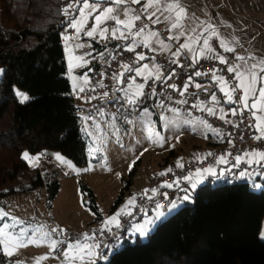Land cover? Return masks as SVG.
Masks as SVG:
<instances>
[{
  "label": "trees",
  "instance_id": "obj_1",
  "mask_svg": "<svg viewBox=\"0 0 264 264\" xmlns=\"http://www.w3.org/2000/svg\"><path fill=\"white\" fill-rule=\"evenodd\" d=\"M68 3L0 0V199L6 185L29 172L22 158L25 151L58 152L78 167L87 164L61 36L72 18L64 14ZM17 92L28 99L21 103ZM31 183L33 189L43 180L37 174ZM57 191V182L49 183V201ZM88 194L96 212L93 193ZM122 201L123 193L111 211ZM263 217L264 190L256 192L246 182L206 183L147 241L128 237L129 231L122 249H114L107 262L102 258L99 264H264L259 237ZM0 264H10L1 251Z\"/></svg>",
  "mask_w": 264,
  "mask_h": 264
},
{
  "label": "snow or ice",
  "instance_id": "obj_2",
  "mask_svg": "<svg viewBox=\"0 0 264 264\" xmlns=\"http://www.w3.org/2000/svg\"><path fill=\"white\" fill-rule=\"evenodd\" d=\"M104 0H69V3L64 8V14H72V18L68 21V27L75 30L76 39L79 40L81 33L84 36L93 40L106 41L108 39H114L124 42L123 51L135 53L132 63H122L120 65L122 71H118L112 74V80L117 85H123L125 83L124 76L126 73H133L134 75L128 76L127 87H116L115 93L122 92L123 98L130 107L137 106L141 100L147 95L144 91L145 88H150L151 97H157L158 93L155 87H151L148 84L149 80L153 83L159 82L166 84L168 80L172 79L176 75V68H173L167 76L164 75L163 65L156 62V56L148 57L144 52H137V48H145L156 54L170 53L171 58L169 63L176 65V67H183L180 63V58L186 56L191 61V66L195 67L201 59H210L217 61L220 65H226V72L231 74V79L235 81L234 85L229 84L228 78L224 75H218V70L213 68L211 73V79L215 85H218L219 91L223 93L224 103L239 105V107H233L228 110L218 108L221 100L213 92L207 101L200 100L197 97V101L191 105L192 108L197 109L201 112L222 120L224 123L231 124L232 121L228 119V116H240L250 120L248 127L253 130L251 139L258 143L264 141V57H257L254 54L240 55L237 54L234 58L229 61L226 56L221 55L217 51L213 41L218 43L219 48L224 52H235L233 46L238 41H230L225 38H221L220 33L216 30V27L206 21L199 23L186 25L184 21L189 19L187 10L183 6V0H144L141 4V0H108V7L103 8L101 5ZM73 3L76 4V8H73ZM141 4L139 9L131 7V5ZM123 5V18L119 15L120 6ZM99 11V14H96ZM116 11L117 14H113ZM91 18L93 25L91 28H87L85 20ZM113 21L111 26L107 25V21ZM146 21L143 26H138L136 22ZM157 24H164L165 31L168 33L167 36H162L161 33L155 30L152 26ZM87 28V30H85ZM68 39V37H64ZM183 40V43L181 41ZM174 41L178 47L175 51L172 50V43ZM86 46L85 43L74 44V49L79 50ZM90 47V46H88ZM89 53L88 55H90ZM75 60L81 61L79 65L81 67H87L88 61L82 55L74 57ZM150 60L151 63H141L142 61ZM134 65H138L135 67ZM73 68L69 65V72L71 73ZM0 75H3V69H0ZM209 75L201 71H195L192 76H189L187 81L182 87L176 84H167L168 88L173 91H179V95L183 97L188 92L189 87L195 89L204 88L207 92V88L200 83H196L193 77H201ZM141 78L142 83H137V78ZM99 83L100 88H104L103 83ZM91 84V78L88 75L81 77H75L73 82V94L80 98V93H87L88 91H95V86L87 87ZM15 91V86H14ZM240 93L237 97L236 93ZM20 102L24 103L28 96L16 93ZM104 97H108L109 93L104 92ZM196 95V93H193ZM94 97L85 96L86 101L90 102ZM171 99V97H169ZM178 105L188 104V100L179 99L175 101ZM164 107L163 103L160 105ZM172 112H178V109H170ZM145 116L148 115L145 110ZM100 115H105L100 113ZM85 123L84 128L81 129L84 135L91 138L93 133L88 129L94 127L97 132L100 131L101 125L96 121L94 115H86L82 117ZM113 121L112 127L115 129L116 117H111ZM91 121V124H89ZM132 123V121H128ZM206 130H210L211 134L217 137L223 138L221 133L208 124L206 121L201 120L199 122ZM234 127L236 125H233ZM118 131V129H117ZM148 139L158 147H163L165 140L158 132L155 134L156 138L153 139L151 128L147 129ZM207 138V133H206ZM123 144L121 141H117ZM230 144L232 141H228ZM147 151V148L144 149ZM97 153L93 155L92 153ZM143 153H141L142 155ZM211 155V154H208ZM231 155V153H228ZM22 158L28 161L39 160L40 156L30 157L28 152L22 154ZM139 157H137L138 159ZM57 161H60L63 165H66L68 169L74 172L91 171L93 165L92 160H103V157L99 155V149L96 148V141L93 140L90 146L89 153V166L84 169H77L74 165L63 158L59 154L55 156ZM236 163L233 165L234 168H238L240 164L246 163L249 167L256 165L257 167L264 166V150L255 149L251 152H245L243 155H237L235 157ZM203 162L202 160L200 161ZM225 157L221 156L218 163H225ZM133 164L135 161L132 162ZM105 170L110 171V167L105 162L102 165ZM183 163L178 161L176 167L183 168ZM131 171V165L129 166ZM172 169H168L166 172L160 173V175H167ZM230 171V170H228ZM67 175V172H65ZM212 175L219 179L224 175V171H221L217 176L214 169H196L194 173H190L182 178H177L171 184H164L162 187L173 188L180 187L181 180L188 184L187 188H182L181 191L185 192L183 197H179L177 200L169 201V208L165 211L161 210L159 203L156 204V210L152 216L149 217L146 211L143 212L145 220L141 225H134L130 235L140 237H147L148 234L156 228L164 220L168 219L170 215L175 214L174 210H179L180 205L183 201H191L193 191L198 187L199 184L208 176ZM241 178H250L251 174L241 171L239 173ZM255 187H259L255 185ZM149 190H145L144 196L148 199L157 195L155 189L151 190V196L148 195ZM136 197H131L126 204L110 216L103 222V226L99 230V233L93 232L91 234L84 233L81 238L73 241L71 239H61L64 236L65 230L63 228H52L50 232H45L43 226L38 228L31 227L27 222L20 220L16 217H11L6 211L0 208V251L7 256H11L13 253L9 251V248H20L28 245H42L47 244L51 251L55 252L57 257L62 256V264H96L98 259L104 258L105 253L101 252V245L96 243L97 237L103 236L105 233L112 235L114 244L110 247L109 244H104V248H108L110 252L114 249L119 248L122 241L117 236V233L113 229L120 230V217L131 216L132 210L137 207ZM165 199H168L165 194ZM87 201L83 200L82 194V206L87 207ZM91 211V209H88ZM95 215V213H92ZM37 233L41 235L37 236ZM55 234V238L54 235ZM65 247L61 248L60 246ZM71 253V255H70ZM79 253V255H77ZM37 264L39 261L47 259L46 256L36 258Z\"/></svg>",
  "mask_w": 264,
  "mask_h": 264
},
{
  "label": "rangeland",
  "instance_id": "obj_3",
  "mask_svg": "<svg viewBox=\"0 0 264 264\" xmlns=\"http://www.w3.org/2000/svg\"><path fill=\"white\" fill-rule=\"evenodd\" d=\"M141 2L144 3V0ZM108 6V0H104L100 11ZM183 6L189 17L184 21L186 25L201 21L210 22L216 27L221 38L239 42L233 44L235 52L229 53L221 50L218 43L213 41L221 55L230 59L237 54L246 53L264 57V0H183ZM123 7L121 5L118 10L121 18H123ZM131 7L133 6L131 5ZM96 14H99V11ZM113 14H117L116 11ZM113 23L111 20L107 21L108 26ZM85 24L87 28H91L93 20L88 18V22ZM83 36L81 33L79 40L76 37L63 38L66 76L72 89L74 78L85 75L91 60L98 55L101 57L100 54L102 53L99 47L91 41V38L86 36L83 38ZM115 41L124 45L122 41ZM76 43H85L86 46L75 50L73 46ZM177 47L176 43L173 44L172 50L175 51ZM89 53L91 54L88 55ZM77 55L85 57L88 61L87 67L79 66L82 62L74 59ZM163 55L171 56L170 53H163ZM70 64L73 68L71 73L69 72ZM145 110L148 112L147 116L144 114ZM145 110L140 121L129 123L116 118L115 129L112 127L111 117L103 118L98 122L101 125L99 132L95 128L88 129L93 133L91 138L81 131L86 141L87 164L78 167L67 160L77 169L88 167L90 146L95 140L96 148L99 149V155L103 157V160H92L93 168L91 171L77 173L68 169L66 165L55 159L57 154L62 156L58 152L41 154L28 152L30 157L40 156V159L38 161L24 159L29 166V172L19 176L14 183L3 188L6 195L0 199V208L6 211L9 216L19 218L33 228L43 226L45 232H50L55 227L80 233L83 229H89L96 222L103 223L107 220L134 196L139 187L158 176L163 170L177 164L180 160L195 159L208 147L202 136L204 127L199 123L200 121L186 119L180 114L172 112L160 113L155 116L148 109ZM80 126L81 129L84 128L83 124ZM149 127L153 139L156 138L157 132L164 137L163 147L156 146L148 139L147 129ZM118 140L122 142L123 147H121V143L117 142ZM145 148L147 151H144ZM141 153L143 154L141 155ZM47 154L51 161L44 159ZM92 154L96 155L97 153L93 152ZM137 157L139 158L137 159ZM133 161H135L134 164ZM105 162L110 167V171L105 170L102 166ZM130 165L131 171L129 170ZM37 174L42 178L43 185L30 189L31 179ZM52 181L57 182L58 191L54 200L49 201L48 185ZM85 188L86 190H84ZM88 190L93 193V205L96 207L97 213L90 206L92 203ZM255 191L260 192L261 189L256 188ZM122 193V203L111 211ZM82 194L83 200L88 202L87 207L82 206ZM185 202L191 203L192 199L191 201H183V203ZM168 208L169 206L165 210ZM176 211L174 210V212ZM148 216L151 217L152 214ZM144 220L145 217L140 224L136 225L143 224ZM154 229L147 237L137 236L145 242ZM39 235L41 233H37V236ZM53 235L55 238V234ZM259 237L264 241V217L261 222ZM124 245L125 243L121 244L117 249H122ZM8 250L13 253L11 256L5 255L3 251L1 254L10 264H37L36 258L41 256H46L47 259L39 261V264H56L59 259L47 244L39 246L33 244L18 249L9 248ZM112 252L109 251L105 255L104 262H107Z\"/></svg>",
  "mask_w": 264,
  "mask_h": 264
},
{
  "label": "built area",
  "instance_id": "obj_4",
  "mask_svg": "<svg viewBox=\"0 0 264 264\" xmlns=\"http://www.w3.org/2000/svg\"><path fill=\"white\" fill-rule=\"evenodd\" d=\"M141 4L143 3L141 2ZM141 4L132 6L133 8L139 9ZM145 22L146 21L142 20L136 23L138 26H143ZM152 27L159 31L162 36L168 35V33L165 31L164 24H157ZM61 36L62 38L66 36L68 38H74L76 37V33L74 30L66 28L61 31ZM91 41L97 47H99L100 51H102L100 54L101 57H98V55L91 60L89 71L86 73V75L90 76L91 78V84L87 87L95 86V91H88L86 94L80 93V98H77V96L73 94V89L70 92V96L72 97L76 107V114L80 118L83 126H85V123L82 120V117L86 115H94L97 122L101 121L103 118H109L113 116L124 121H140L145 109L151 111V113L155 116L160 113L172 112L170 109H178L179 111L175 113L180 114L182 117L190 120H204L208 124H211L213 128L217 129L223 137L221 139L220 137L211 134L210 130L203 128L202 136L204 142H206L209 148L202 157L180 160V162H182L184 165L182 169L176 167L177 164H175L168 168L172 169V171L168 172L167 175L162 176L159 174L136 190L134 196L137 198V207L132 210L133 214L131 216H121L120 230L113 229L121 241L123 236L133 229L134 224L145 217L143 215L144 211H146L148 215L153 214V212L156 210L157 203H159L161 209L166 208L169 206V201L177 200L179 197H183L185 192L181 191V189L188 187V184L183 180H181L180 187L167 188L162 187V185L166 183L171 184L177 178H182L189 175L190 173H194L196 169L203 170L206 168H213L218 164V160L221 156L225 157L227 165L223 169L224 175L222 176L223 181L227 183H232L241 171L251 174L250 178H247L250 183H254V181L264 176V166L257 167L256 165H253L252 167H249L246 163L242 162L238 168L233 167V165L236 163L235 157L237 155H242L245 152H251L255 149L264 150V141L258 143L257 141L251 139L253 130L248 127L250 120L247 118V114L245 117L235 116L236 121L229 124L224 123L222 120H219L218 118L213 117L206 112H201L191 107V105L197 101V97H199L200 100L207 101L208 97L213 92H215L217 97L221 100L220 105L217 106L218 108L228 110L233 107H239V105L224 103L223 93L219 91L218 85H215L211 79L212 70L215 68L218 70V75L226 76L228 78L229 84L234 85L235 81L230 78L231 74L226 72V65H220L215 60L201 59L195 67H192L191 61L186 56H182L180 58V63L183 65V67H176V65L169 63L171 58L169 56L156 54L148 51L145 48H137V52L142 51L148 57L155 55L156 62L163 65V72L165 76H167L173 68H176V75L173 76L172 79L168 80L166 84H161L159 82L153 83L152 80H149L148 84L151 87H155L157 90V97H151L150 88H145L144 91L147 95L137 106L130 107L123 98L122 92L115 93V95H113V93L115 88L118 86L126 88L128 76L134 74L126 73L124 76L125 83L123 85H117L116 82L112 80V74L122 71L120 67L122 63L131 64L135 53L123 51L124 45L113 39H108L106 41L91 39ZM171 42L173 43L174 41ZM227 59L231 61V59ZM141 63H151V61L145 60ZM134 66L138 67V65ZM195 71H201L209 74L201 77H193V80L196 83H200L207 88V92L204 91V88L195 89L194 87H189L188 92L185 93L183 97H181L179 95V91H173L171 88L167 87V84H176L182 87L187 81L188 77L192 76ZM98 82L103 83L105 87L100 88ZM142 82L143 81L141 78L138 77L137 83ZM104 92L109 93L108 97H104ZM193 93H196V95H193ZM86 95L94 98L88 102L85 99ZM236 95L238 97L240 93L238 92ZM169 97H171V99H169ZM179 99L188 100V104H176L175 101ZM161 103H163L164 107L160 106ZM101 112L105 115H100ZM89 124H91V121H89ZM233 125L236 126L234 127ZM93 128L94 127H89V129ZM229 140L232 141L231 144L228 142ZM228 153H231V155H228ZM44 159L48 161L50 160V156L46 155L44 156ZM201 160L203 161L202 163L200 162ZM168 169H165L162 172H166ZM250 187L254 189L252 185ZM152 189L157 191V195L152 197V199L146 198L144 196L145 190H149L148 195L151 196ZM165 194L167 195L168 199H165ZM102 226L103 225L93 224L89 229H83L80 233H73L72 231L64 229L65 234L60 238L71 239L75 241L78 238H81L84 233H99V230ZM96 243L101 245L100 251L106 253V251L109 249L104 248L103 245L109 244L111 247L115 242L112 235L105 233L103 236L98 235ZM60 247L63 248L65 246L61 245ZM101 259H98L96 264H99Z\"/></svg>",
  "mask_w": 264,
  "mask_h": 264
},
{
  "label": "crops",
  "instance_id": "obj_5",
  "mask_svg": "<svg viewBox=\"0 0 264 264\" xmlns=\"http://www.w3.org/2000/svg\"><path fill=\"white\" fill-rule=\"evenodd\" d=\"M87 22H88V19L85 20V23H87ZM68 28H69V27H68ZM82 34H83V33H82ZM83 38H85V37L83 36ZM62 39H63V38H62ZM170 43H172V42H170ZM173 44H175V42H173L172 45H173ZM227 55H228V54H227ZM243 55H250V53H246V54H243ZM169 57H171V56H169ZM233 58H234V57H233ZM233 58H231V60H232ZM229 59H230V58H229ZM88 71H89V68L86 70L85 75H86V73H88ZM225 110H227V109H225ZM228 119H230L233 123L236 121L235 116H228ZM208 148H209V147H206V149H205L204 151H202V153H200L199 155H197L196 158H200V157H202V156L204 155V153L208 150ZM242 155H243V154H242ZM50 161H51V158H50ZM235 162H236V161H235ZM262 164H264V162H262ZM226 166H227V165H226V162H225V163H218L216 166H214V167L211 168V169H214L215 172H216V174H217V176H219L220 172L223 171L224 167H226ZM220 181H221V182L223 181V178H222V177L219 178V179H217V178H215V177L212 176V175H208V176L203 180V182H202L201 184L198 185V187H201V186L205 185L206 183H216V182H220ZM234 182H246V183L249 184V186L252 185V186L254 187L253 190H255L256 188L261 189V191L264 190V176L261 177V178H259V179H257L256 181H254V183H250V182L247 180V178H241L240 175L238 174L232 183H234ZM255 185H258L259 187H255ZM198 187H197V188H198ZM197 188H196V189H197ZM196 189H194V191H195ZM194 191H193V192H194ZM168 196H170V195H168ZM161 210L164 211L165 208H163V209H161ZM143 219H144V218H142L141 220H139L138 222H136L134 225H136V224H140V223L143 221ZM96 223H97V224H101V225H103V223H100V222H96ZM131 232H132V231H130V232L128 233V235H127L128 237H134V236L130 235ZM136 236H137V235H136ZM70 255H71V253H70ZM77 255H79V253H77ZM62 261H63V257L61 256V257H59V259H58V261H57L56 264H62Z\"/></svg>",
  "mask_w": 264,
  "mask_h": 264
}]
</instances>
